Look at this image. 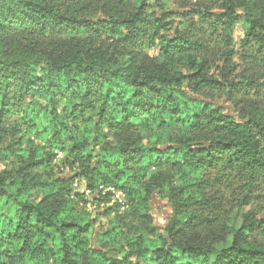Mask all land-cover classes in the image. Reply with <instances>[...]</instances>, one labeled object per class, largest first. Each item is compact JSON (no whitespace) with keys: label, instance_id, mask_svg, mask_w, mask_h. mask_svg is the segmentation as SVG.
<instances>
[{"label":"trees","instance_id":"16d2710c","mask_svg":"<svg viewBox=\"0 0 264 264\" xmlns=\"http://www.w3.org/2000/svg\"><path fill=\"white\" fill-rule=\"evenodd\" d=\"M206 1L202 20L223 44L218 61L164 16L150 33L158 54L132 50L149 17L146 0H103L92 17L85 6L99 0H0V154L15 153L18 163L0 173V264H264V246L248 239L264 229L254 213L228 227V245L185 235L193 209L207 200L187 176L222 167L245 181L251 197L264 183V105L248 102L239 118L205 96L219 90L237 98L264 87L255 74L238 77L232 63L233 34L242 27L244 60L264 69V0ZM81 29L93 33L64 37ZM103 32L123 44H97ZM27 95L40 99L36 107L23 106ZM14 112L22 122H10ZM21 124L42 143L14 149ZM141 125L178 127L180 135L174 143H145ZM55 149L67 172L54 163ZM152 168L158 171L150 176ZM77 179L95 201L108 199L102 185L114 186L139 209L158 189L173 199L176 215L166 234L110 221L95 248V218L84 208L85 193L74 190Z\"/></svg>","mask_w":264,"mask_h":264},{"label":"rangeland","instance_id":"374dc122","mask_svg":"<svg viewBox=\"0 0 264 264\" xmlns=\"http://www.w3.org/2000/svg\"><path fill=\"white\" fill-rule=\"evenodd\" d=\"M107 1V0H105ZM136 0H132L135 2ZM150 3L148 9V19L142 24L141 32L137 35V39L128 45L132 50H136L139 54L146 56H156L158 54L159 42L155 38V43L151 42V30L155 23V17L164 16L169 21V26L173 29L178 28L181 31L193 36L203 43L204 51L207 50L208 55L216 59L217 61L221 57L223 51V44L217 41L214 37L209 35L206 30V22L202 20L201 11L205 6H210L206 0H146ZM103 0L94 2V4H88L85 7L86 14L95 16L100 15L101 6ZM208 4V5H207ZM93 33V32H92ZM84 29L79 32H68L64 34L66 38L80 37L86 38L92 34ZM118 34H111L110 32H103L102 36L98 37L97 44L107 47L108 45L123 44L118 40ZM244 37V31L242 27H237L233 34L235 55L232 57V63L236 66V73L238 77L243 75L255 74L264 80V69L260 67V64L251 59L250 62L244 60V56L248 53L247 49L243 50L241 43ZM220 65L223 63L219 61ZM215 71V69H212ZM239 79V78H238ZM205 96L207 99L222 107L227 112L234 114L240 118V115L246 111L248 102L258 100L264 105V87L260 91H250L249 93L243 92L237 95V98H232L227 95V92L219 90H206ZM263 99V100H262ZM40 99H32L27 95L24 99L23 106H27L28 103H32L33 107H36ZM258 102V104H259ZM62 103L66 101L62 100ZM67 104V103H66ZM59 108L61 105L58 106ZM29 111V110H28ZM22 116L17 112L11 115L10 122L17 123L22 122ZM142 121V120H140ZM37 129H41L37 126ZM140 133L143 135V142L147 143L148 140L158 141L159 144L174 143L180 135V129L178 127H163L154 128L153 130H146L140 126ZM36 143L40 145L42 143L36 132L28 128L27 124H21L20 133L15 138L14 149H21L28 147L30 144ZM56 157L54 155V163H56L61 170L67 172L68 170L63 168L61 160L63 158L62 151L55 149ZM11 156V157H10ZM16 154L5 156L0 154V173L5 174L13 173V167L18 164L16 161ZM158 171L156 168L150 170L149 175H153ZM40 174H37L34 179L40 178ZM188 180L194 181L205 191L207 196L206 203L200 208H194L193 213L196 217H193L192 226H190L185 235L194 239L200 240H212L220 247L231 243V236L229 234L228 227L239 226L242 224L244 215L247 213H254L260 219H264V183L259 182L255 184L252 191L247 194L245 181L234 171L224 169L222 167L210 169L208 171H201L191 176H187ZM177 183V180H175ZM75 191L85 193V198L88 199L84 208L92 213L95 218L90 238L92 245L95 248H99L97 242V236L104 231L110 221H118L124 226L132 225L140 228L146 233L149 232H162L166 234V228L171 224L174 216L176 215L177 208L170 196L166 193L160 192L158 189L153 192L150 197L147 206L140 209L136 204L127 197V194L122 189H119L125 193V196L117 198L114 195H104L108 197L107 200L95 201V193H91L85 187V182L75 180L73 184ZM247 198L251 199V202L244 204ZM97 199V198H96ZM101 199V198H100ZM208 203V204H207ZM189 213H184L181 217L186 219ZM186 215V217H185ZM248 239L257 245L264 246V229H259L248 235ZM112 254H116L111 252Z\"/></svg>","mask_w":264,"mask_h":264},{"label":"built area","instance_id":"2783aa9c","mask_svg":"<svg viewBox=\"0 0 264 264\" xmlns=\"http://www.w3.org/2000/svg\"><path fill=\"white\" fill-rule=\"evenodd\" d=\"M84 182V181H83ZM102 193L104 195H114L116 196L117 198H120L121 196H125V193L119 189H117L116 187L114 186H101L100 187Z\"/></svg>","mask_w":264,"mask_h":264}]
</instances>
